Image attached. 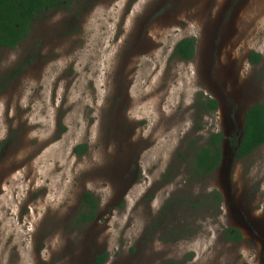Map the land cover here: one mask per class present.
<instances>
[{"label": "rangeland", "instance_id": "rangeland-1", "mask_svg": "<svg viewBox=\"0 0 264 264\" xmlns=\"http://www.w3.org/2000/svg\"><path fill=\"white\" fill-rule=\"evenodd\" d=\"M188 37L189 61L174 55ZM205 98L218 109L203 113ZM258 102L264 0H75L42 13L0 46V264H264V144L237 159L229 141ZM219 132L222 163L195 174Z\"/></svg>", "mask_w": 264, "mask_h": 264}, {"label": "trees", "instance_id": "trees-1", "mask_svg": "<svg viewBox=\"0 0 264 264\" xmlns=\"http://www.w3.org/2000/svg\"><path fill=\"white\" fill-rule=\"evenodd\" d=\"M75 0H0V46L15 48L21 41L29 36L33 22L46 11L67 10L72 7ZM196 52V39L193 37L184 38L175 47L174 55L183 60H192ZM262 56L259 53L251 52L249 60L253 64L261 62ZM203 113H210L218 109V101L213 98L201 99ZM225 135L221 132L213 134L207 143L196 151L193 171L197 175L214 171L220 166L223 159L222 142ZM235 156L242 159L250 155L258 147L264 144V102H258L251 106L244 118L243 129L240 135L229 138ZM81 145L76 150H83ZM219 194V193H218ZM221 198L220 194L218 195ZM91 194L84 196L85 205H89L93 211L86 219L94 217L96 205ZM226 239L233 242H240L243 239L242 232L237 228L227 229ZM107 255H101L96 263L104 264ZM162 264H179L176 261L168 260Z\"/></svg>", "mask_w": 264, "mask_h": 264}]
</instances>
